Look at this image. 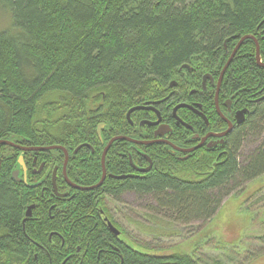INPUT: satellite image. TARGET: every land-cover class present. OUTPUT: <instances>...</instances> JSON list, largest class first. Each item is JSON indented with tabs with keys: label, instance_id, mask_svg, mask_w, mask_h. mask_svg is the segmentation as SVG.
Here are the masks:
<instances>
[{
	"label": "trees",
	"instance_id": "obj_1",
	"mask_svg": "<svg viewBox=\"0 0 264 264\" xmlns=\"http://www.w3.org/2000/svg\"><path fill=\"white\" fill-rule=\"evenodd\" d=\"M0 12L5 16L0 17V141L22 148H63L66 178L85 187L96 185L102 173L103 146L96 128L104 125L103 143L132 137L127 112L162 94L177 69L201 64L220 71L246 36L256 40L264 63V0H0ZM225 74L228 94L236 91L244 98L252 88L263 93L224 147L199 150L182 162L158 151L150 173L121 179L128 174L127 163L116 153L128 143L117 141L104 165L120 178H108L102 188L81 192L74 200L53 193L51 175L63 165L62 151L22 153L0 145V264H225L220 256L205 262L196 252L199 247L190 254L139 252L125 242L128 236L105 204L107 195L119 204L127 193L151 198L149 208L161 217L150 219L164 222V230L172 228L167 231L171 235L174 225L211 221L225 198L264 176V142H259L264 135V68L256 64L254 41L242 42ZM48 97L58 100L46 109L42 103ZM186 112L179 110L181 117ZM253 139L259 147L241 155ZM20 155L28 169L35 167L34 159L45 163L33 181L28 170L27 184L40 186L28 188L11 178ZM62 176L58 170V193L66 189ZM256 200L253 205L264 194ZM31 205L32 215L26 218ZM98 210L121 233V242ZM109 245L117 248L112 254ZM221 250L234 258L231 264L245 250L249 260H256L264 255V235L253 236L238 251Z\"/></svg>",
	"mask_w": 264,
	"mask_h": 264
},
{
	"label": "flooded vegetation",
	"instance_id": "obj_2",
	"mask_svg": "<svg viewBox=\"0 0 264 264\" xmlns=\"http://www.w3.org/2000/svg\"><path fill=\"white\" fill-rule=\"evenodd\" d=\"M200 70H202V72ZM226 70L227 68L222 73L223 69L219 71V68L214 66L209 69H205L201 64L192 67L187 65L182 66L177 69L174 77L167 82V85L163 90L164 93L163 91L160 92L162 94L158 95V97L153 96L152 101L146 102L147 104H143V107L148 109L136 110L132 112L131 115H133V120L130 119L129 124L131 125L135 135L132 134V137L117 136L125 137L134 141H124L128 143V146H125L121 152L116 153L118 158H120V162L124 164V160H126L127 163L126 169L124 170H126L128 174L125 175V177L124 175H121V179L126 177L139 178L150 173L151 170L156 167L154 158L159 155L157 154L158 151L162 154H169L174 157L175 160L182 162L187 161L199 150H202L203 152H214L218 148L224 147L227 137L236 127L244 122V119L249 115V105L257 100L256 98L260 95V93H263V89L258 91L257 88H252L247 92L244 98L238 95V92L236 91L233 94H228L227 92H230L231 90H225V86L227 85L225 82ZM180 98L183 102H179L171 106V104H174ZM178 105H186L187 107L177 109L176 107ZM180 109L187 111L182 114V117L180 116L181 113H179ZM240 113H242V116H240ZM241 117L243 118L242 121L237 124ZM225 132L226 134L224 136H220ZM108 142H100L102 143L101 145L103 146V151ZM90 152L92 154L93 150L91 149ZM220 154L217 158L220 157ZM33 165H35L33 169H28L24 164L26 182L28 179V170H30V175H32L31 180L33 181L34 179H37L36 177H38V174H40L45 167L44 162L37 164L36 159L33 160ZM41 165H43V167L39 170ZM148 167L150 168L147 172H142L143 170L148 169ZM18 170V178H20V181L17 183H24L22 168L18 167ZM36 170H39V172ZM58 170L59 173L63 175V165L59 169L58 166L54 167L53 171H55V178ZM105 173L106 175L101 185L92 190H80L81 188L89 187L82 186L79 182H70L67 178L66 181L63 175L62 177L65 182L66 189L62 193L57 194H66V197H60L57 196L55 192L53 193L57 198L74 200L81 192H92L95 189L102 188L108 178H120V176L107 173L106 170ZM52 175L51 183L53 187ZM38 186H40V183H38ZM92 186L94 185H91L90 187ZM103 190L104 189L101 191ZM128 194L129 193L124 194L121 198L123 204H119L118 202L112 200V198L108 195L106 196L107 198L105 199V204L107 212L110 213L114 219H116V215L120 207L124 206V196ZM98 212L100 213L105 226H107L108 231L111 232V223H109L107 218L104 216V212L100 210H98ZM114 237L118 238V241L119 239L121 240V233H119V236L114 235ZM109 247L111 248V251H107L108 254H112L117 250V248L113 245H109Z\"/></svg>",
	"mask_w": 264,
	"mask_h": 264
},
{
	"label": "rangeland",
	"instance_id": "obj_3",
	"mask_svg": "<svg viewBox=\"0 0 264 264\" xmlns=\"http://www.w3.org/2000/svg\"><path fill=\"white\" fill-rule=\"evenodd\" d=\"M2 14L0 12V17H5ZM57 100V97H48L42 106L46 108ZM260 141L264 142V135L261 136ZM258 147L259 144L253 139L243 145L240 153L248 156ZM259 189H261L258 192L260 195L249 199L251 193ZM243 190L242 193L236 190L225 198L220 210L211 221L205 224L196 221L186 226L174 225V232L171 235H168L167 231L172 228L164 230L162 227L165 225L164 222L150 219V217L157 219L161 217L149 208L154 206L152 199L139 198L129 193L124 196V206L120 207L116 215L117 225L132 241L127 238L125 242L139 252L160 256L178 250L190 254L199 247L196 252L205 262H208L211 256H220L225 264H231L234 258L229 260L224 256L222 248L238 251L243 249L253 236L264 235V200L253 205L256 199L264 194V176L247 184ZM168 225L167 227H171ZM248 252L245 250L236 257V264H264V255L251 261Z\"/></svg>",
	"mask_w": 264,
	"mask_h": 264
},
{
	"label": "water",
	"instance_id": "obj_4",
	"mask_svg": "<svg viewBox=\"0 0 264 264\" xmlns=\"http://www.w3.org/2000/svg\"><path fill=\"white\" fill-rule=\"evenodd\" d=\"M246 39H250L252 41H254L255 45H256V60H257V63H258V66L259 67H263L264 68V64H260V60H259V50H258V45L256 43V40L253 38V37H250V36H246V37H243L242 39L239 40L238 44L236 45V47L234 48L230 58L228 59L227 63L225 64L224 68H223V71L222 73L224 72V70L227 68V66L229 65L230 61L232 60V58L234 57L236 51L238 50V48L240 47V45L242 44V42ZM183 107H187L186 105H178L176 108L179 109V108H183ZM145 109H148V108H145V107H135L131 110L128 111L127 115H126V119L128 120V122H130L129 120V116L132 112L136 111V110H145ZM242 116V113H240ZM242 117L241 119L238 120V123L239 124L241 121H242ZM103 128V125H99L96 129V133H97V136L99 138V140L102 142V139H101V129ZM226 134L225 133H222L220 136H224ZM115 141H128V142H134L128 138H125V137H116V138H113L111 139L108 144L106 145V147L104 148V151L102 153V156H101V167H102V176H101V179L100 181L98 182V184L92 186V187H89V188H81L80 190H92L94 188H97L101 185V183L103 182L104 178H105V170H104V158H105V154L106 152L108 151V148L111 146V144ZM0 145H5V146H9L11 148H15L17 150H19L20 152L24 153V152H46V151H51V150H59V151H62V153L64 154V162H63V175H64V179L67 181L66 179V176H65V167H66V164H67V160H68V153L67 151H65L63 148L61 147H56V146H53V147H46V148H22V147H19V146H16L14 145L13 143L11 142H8V141H0ZM79 148H77L74 152L76 153L77 150ZM17 164L20 168H22V171H23V176H24V179H23V182L24 184L28 187V188H34L37 185H29L26 183V174H25V167H24V162H23V156L20 155L17 159ZM150 166V165H149ZM43 167V165H41V167L39 168V170H41ZM150 167H148V169L146 170H143L142 172H147L149 170ZM39 170L37 172H39ZM19 176V170L16 169L15 171H13L11 173V178L15 181V182H19L20 181V178H18ZM54 177H55V171H53V175H52V179H53V191L57 194V190H56V187H55V184H54ZM69 183V182H68ZM57 196H60V197H65L66 195H59L57 194ZM33 209V206H30L27 208V211H26V218L30 217L31 216V210ZM110 231L115 235V236H118V231H116L112 226H110Z\"/></svg>",
	"mask_w": 264,
	"mask_h": 264
},
{
	"label": "bare ground",
	"instance_id": "obj_5",
	"mask_svg": "<svg viewBox=\"0 0 264 264\" xmlns=\"http://www.w3.org/2000/svg\"><path fill=\"white\" fill-rule=\"evenodd\" d=\"M250 41H252V40H250ZM255 44V43H254ZM258 45V44H257ZM234 50V49H233ZM236 54V53H235ZM231 56V55H230ZM230 58V57H229ZM227 63V62H226Z\"/></svg>",
	"mask_w": 264,
	"mask_h": 264
}]
</instances>
